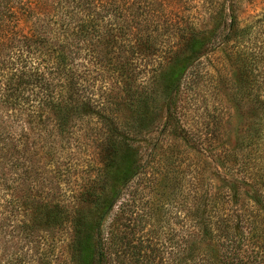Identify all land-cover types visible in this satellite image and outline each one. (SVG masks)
Wrapping results in <instances>:
<instances>
[{
  "label": "trees",
  "instance_id": "trees-1",
  "mask_svg": "<svg viewBox=\"0 0 264 264\" xmlns=\"http://www.w3.org/2000/svg\"><path fill=\"white\" fill-rule=\"evenodd\" d=\"M236 14L233 0H0V160L16 154L22 179H36L39 151L53 158L56 147L91 142L94 175L68 201L55 184L36 208L37 229L54 246L67 240L68 264H124L130 250L134 263L152 264L125 241V211L110 215L162 141L155 133L212 148L218 135L190 133L177 102L206 77L215 96L225 84L257 113L217 158L253 195L241 200L228 182L198 188L182 214L178 264H264V12ZM158 104L165 117L154 123ZM67 160L54 163L56 179H84Z\"/></svg>",
  "mask_w": 264,
  "mask_h": 264
},
{
  "label": "rangeland",
  "instance_id": "rangeland-1",
  "mask_svg": "<svg viewBox=\"0 0 264 264\" xmlns=\"http://www.w3.org/2000/svg\"><path fill=\"white\" fill-rule=\"evenodd\" d=\"M233 1L241 22L264 12V0ZM215 64L212 62L213 66ZM216 67L219 66L216 64ZM220 73L219 77L225 76L224 72ZM192 80L177 97L182 125L195 137L218 135L217 140L212 148L207 144L197 147L173 137L171 132L163 136L155 133L154 136L160 140L163 138L162 141L157 143L155 153L141 173L131 180L128 190L110 215L118 213V207L125 211L122 222L128 227L123 228L131 235L130 240L125 238V241L141 246L139 256L149 257L152 264L179 263L182 214L191 207L189 203L198 193V188L207 192L228 182L239 190L241 200H246L245 193L246 197L253 195V191L239 183L240 175L236 172L229 174L220 168L217 158L222 149L232 150L238 135L246 132L253 123H258L257 113L247 111L243 101L234 98L225 84L219 86L220 94L215 96L210 78L206 77L199 89L192 85ZM158 107L161 109L151 115L150 120L154 123L164 121V106L160 104ZM214 111L219 112L215 124L211 119ZM91 127V123L84 125L85 129ZM80 141L70 146L66 144L63 150L64 145L60 149L56 147L57 154L53 158L39 151L41 159L34 166L36 179H22V167L19 166L20 160L16 162V154H7L4 160H0V264H68L64 253L67 240L54 246L51 233L44 226L37 229L39 214L36 208L49 202L55 184L60 186L64 199L68 201L70 191H77L88 181L85 179L87 172L94 175L92 166L95 162L91 161V149L87 148L91 145L90 139L82 137ZM69 156L75 159L71 163L76 162L77 171H83L80 175L84 179L69 178L67 174L56 179L54 163L67 164ZM44 213L46 215V211ZM260 225L264 227V222ZM128 253V257H122L124 264H138L134 263L133 255L136 254L132 250Z\"/></svg>",
  "mask_w": 264,
  "mask_h": 264
}]
</instances>
